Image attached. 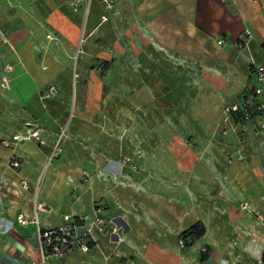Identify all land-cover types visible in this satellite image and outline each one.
Returning a JSON list of instances; mask_svg holds the SVG:
<instances>
[{
    "label": "crops",
    "instance_id": "1",
    "mask_svg": "<svg viewBox=\"0 0 264 264\" xmlns=\"http://www.w3.org/2000/svg\"><path fill=\"white\" fill-rule=\"evenodd\" d=\"M114 2L107 11L93 0L87 12L84 0H0V264H44L39 228L96 210L116 235L46 264L255 263L264 255V137L255 132L264 113L225 124L223 109L264 66V0ZM245 30L254 39L239 49ZM52 85L57 97L42 100ZM64 127L69 139L48 163ZM38 128L43 144L13 145ZM230 152L244 159L229 163ZM39 204L38 225L18 224ZM198 223L205 235L179 246Z\"/></svg>",
    "mask_w": 264,
    "mask_h": 264
},
{
    "label": "built area",
    "instance_id": "2",
    "mask_svg": "<svg viewBox=\"0 0 264 264\" xmlns=\"http://www.w3.org/2000/svg\"><path fill=\"white\" fill-rule=\"evenodd\" d=\"M88 8L93 0H84ZM107 11H112L115 8L114 0H99ZM108 20L106 15L101 17V22ZM254 39V34L250 30H245L239 40L236 41L235 46L239 49H247L251 41ZM218 44L224 46L226 44L224 39H219ZM11 67H6V72H10ZM77 72L74 73V80L79 78ZM10 84V78L3 76L2 87L8 89ZM59 91L56 86H49L45 93L41 96L42 100L54 99L57 97ZM264 113V66H257L255 68V78L252 88L244 94L243 99L239 103L228 104L223 109V121L225 124H243L254 117ZM238 117V121L234 118ZM258 136L264 137V125L261 124L255 130ZM23 139H35L43 144L41 140V129H35L27 137H21L19 135L13 137V145L15 142H19ZM69 139L68 129L62 128L57 136L53 151L48 158V163H51L60 153L63 151L65 142ZM2 144L6 147H11L10 141H3ZM229 163L236 161H242L244 156L242 153L230 152L227 155ZM10 166L14 169L20 168L21 163L15 156L12 157ZM23 188H27V185H23ZM44 205L39 204L32 220L25 217L24 214H20L17 217L18 224L26 226L30 223L39 224L38 211L43 210ZM244 209H248L247 205H244ZM96 235H116L115 222L113 220H107L104 218L99 210L95 211L93 217L87 219L81 216L65 215L63 218V224L57 228L50 230H43L39 228V244L42 255L43 263L46 264L51 258L61 260L72 250H78L82 253H89L90 247L96 241ZM179 246L184 247L185 242L183 239H179ZM203 254L208 253L206 249H203ZM130 264H133L131 262ZM224 264H238L237 260L231 262H224ZM253 264H264L263 257L257 260Z\"/></svg>",
    "mask_w": 264,
    "mask_h": 264
},
{
    "label": "trees",
    "instance_id": "3",
    "mask_svg": "<svg viewBox=\"0 0 264 264\" xmlns=\"http://www.w3.org/2000/svg\"><path fill=\"white\" fill-rule=\"evenodd\" d=\"M235 121H238V117L234 118ZM206 229L202 223H198L194 225L189 231L185 232L183 235L180 236L181 239L184 240L185 246H189L190 244L194 243L196 240L202 238L205 235ZM203 261L207 259L208 253L203 254ZM264 260V255H263Z\"/></svg>",
    "mask_w": 264,
    "mask_h": 264
}]
</instances>
